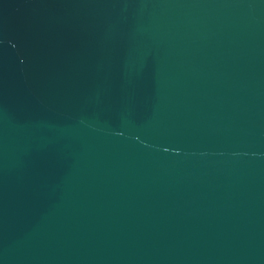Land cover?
Here are the masks:
<instances>
[{
  "label": "water",
  "instance_id": "1",
  "mask_svg": "<svg viewBox=\"0 0 264 264\" xmlns=\"http://www.w3.org/2000/svg\"><path fill=\"white\" fill-rule=\"evenodd\" d=\"M0 264H264V0H0Z\"/></svg>",
  "mask_w": 264,
  "mask_h": 264
}]
</instances>
